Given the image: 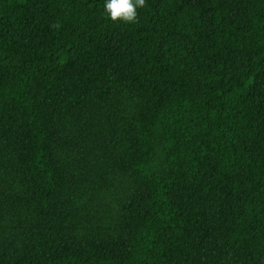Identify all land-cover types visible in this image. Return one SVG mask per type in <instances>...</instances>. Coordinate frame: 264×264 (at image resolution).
I'll list each match as a JSON object with an SVG mask.
<instances>
[{"label": "trees", "instance_id": "trees-1", "mask_svg": "<svg viewBox=\"0 0 264 264\" xmlns=\"http://www.w3.org/2000/svg\"><path fill=\"white\" fill-rule=\"evenodd\" d=\"M104 3L0 0V264H264V0Z\"/></svg>", "mask_w": 264, "mask_h": 264}, {"label": "clouds", "instance_id": "clouds-1", "mask_svg": "<svg viewBox=\"0 0 264 264\" xmlns=\"http://www.w3.org/2000/svg\"><path fill=\"white\" fill-rule=\"evenodd\" d=\"M144 7L146 0H105L103 13L112 23L133 24L138 22V9Z\"/></svg>", "mask_w": 264, "mask_h": 264}]
</instances>
